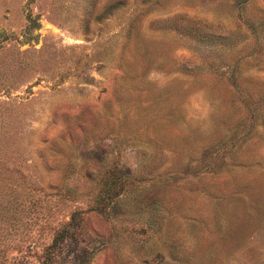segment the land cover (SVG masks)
I'll list each match as a JSON object with an SVG mask.
<instances>
[{
    "label": "rangeland",
    "instance_id": "obj_1",
    "mask_svg": "<svg viewBox=\"0 0 264 264\" xmlns=\"http://www.w3.org/2000/svg\"><path fill=\"white\" fill-rule=\"evenodd\" d=\"M0 264H264V0H0Z\"/></svg>",
    "mask_w": 264,
    "mask_h": 264
}]
</instances>
